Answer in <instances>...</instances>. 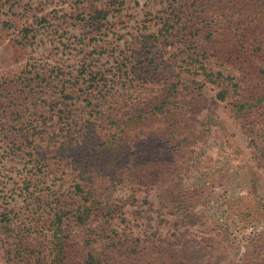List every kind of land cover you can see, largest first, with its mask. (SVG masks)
Listing matches in <instances>:
<instances>
[{
    "label": "rangeland",
    "instance_id": "obj_1",
    "mask_svg": "<svg viewBox=\"0 0 264 264\" xmlns=\"http://www.w3.org/2000/svg\"><path fill=\"white\" fill-rule=\"evenodd\" d=\"M204 1L214 5L215 13L207 15L212 36L226 48L242 43L247 48L253 37H259L252 82H246L240 58L229 62L211 55L204 61L206 69L220 71L225 78L221 85L202 83L201 74H194L193 66L185 62L188 48L177 36L165 40L160 34L171 0H0V214L9 212L13 234L25 239L18 251L22 256L13 248L9 253V233L0 224V264H44L37 259L47 253L45 234L52 213L61 206L70 217L82 204L83 193L76 184L95 158L108 118L128 117L138 105L165 95L171 84L178 85L181 97L187 91L184 84L191 89L186 99L193 97L194 116L206 129L207 139L188 149L191 167L185 186L193 193L192 207L179 212L163 206L159 187L143 185L136 201L111 214L110 226L104 224L110 233L104 235L193 239L211 235L214 241L228 239L239 246L227 255L235 263L252 249L250 240L264 235V151L260 150L264 114L253 119L251 134L228 108L231 101L264 92V0ZM96 10L106 11L107 17L94 20ZM152 34L160 44L154 54L160 63L156 68L145 65L151 50L156 51L148 38ZM83 68L95 80L87 74L79 79L81 87L91 83L98 87L92 97L82 96L69 106L70 117L82 118L83 137L76 150L60 149L56 154L53 149L63 140L62 132L58 128L50 132L51 121L40 123L38 103L48 88L38 99V85L44 81L18 78L48 73L53 88L61 85L58 80L74 79ZM193 81L202 83L200 89ZM223 88L227 96L220 100L217 93ZM32 133L51 138L30 141ZM74 244L71 254L77 262L85 251Z\"/></svg>",
    "mask_w": 264,
    "mask_h": 264
},
{
    "label": "trees",
    "instance_id": "obj_2",
    "mask_svg": "<svg viewBox=\"0 0 264 264\" xmlns=\"http://www.w3.org/2000/svg\"><path fill=\"white\" fill-rule=\"evenodd\" d=\"M238 1L245 0L225 2ZM169 6L171 11L163 19L160 34L165 40L168 39V35L177 36L181 46L188 48L185 62L193 66L194 74H201L202 83L221 85V81L225 78L220 71L214 73L206 69L204 61L211 55H220L229 62L240 58L245 66L246 82H252L257 67L255 58L259 57L260 50L259 46L255 47L258 36L249 41L250 46L247 48L242 43L239 46L232 44L228 49L219 41L218 36H212L207 23V15L215 13V10H212L214 5H207L204 0H171ZM95 13L94 20L99 21L107 17V12L104 10H96ZM148 38L154 42L152 45L155 46L156 51L151 50L149 53L151 57L146 60L145 65L156 68L160 63H157L154 54L157 53L160 44L157 35L152 34ZM144 42L149 45L150 41ZM79 72L80 74L74 79L65 77L58 80L57 83L61 85L53 88L48 81V77L51 78L48 73L47 75L34 73L31 77L24 74L27 76L18 78L20 80L25 78L28 82L36 78L39 80H36L38 83L44 81V85H38V99L48 88L47 96L38 103L42 113L40 123L46 124L47 120L51 121L50 132L56 128L62 132L63 140L58 139L62 141L53 149L56 154L61 153L60 149L76 150L78 139L83 137L79 124L82 118L77 117L79 119L76 120L75 117H70L69 106L73 100H79L82 96L87 100V97H92L98 89L97 85L92 83L86 88L81 87L79 79H83L85 75L90 74L91 81L95 79L91 71L87 72L83 68ZM226 79L231 81V77ZM28 82L24 81L25 85H28ZM193 83L200 89L202 83L197 81ZM177 87V84H171L165 95L138 105L126 118L112 115L108 120L106 119L108 127L105 128L95 148V158L83 169L80 183L76 184V189L83 193L81 197L83 202L76 206L70 217L67 216L64 207H56L46 227L47 253L42 258H38L37 262L44 261V264H264V235L250 240L249 245L252 249L238 263L227 260V255L237 252L239 246L229 242L228 239H225V243L223 240L214 241L215 237L211 235L201 236L198 239L184 236L141 238L125 233L104 235L105 231L109 232L104 224L110 226L107 221L113 217L111 214L119 206L136 201L135 194L143 185L156 184L159 187L163 206H171L179 212L192 207L193 193L185 186L187 172L191 167L188 149L207 137H205L206 129H202L194 116L193 97L186 99L191 89L184 84L183 87L187 91L181 97ZM226 96L225 88L217 93L220 100H224ZM26 99L31 100L27 96ZM228 108L252 134L253 119L257 115L264 114V92L254 93L244 101H231L228 103ZM53 137L56 138L57 135ZM49 138H51L49 134L44 137L34 133L28 137L30 141H48ZM260 150L264 151V146ZM0 224L3 231L9 233L7 251L10 253L11 248L20 251L25 239L23 235L13 234L9 212L0 214ZM74 243L83 247L85 251L78 256L77 262H75L76 257L73 258L71 254ZM92 243L99 245L92 246ZM20 256L22 254L18 252V257Z\"/></svg>",
    "mask_w": 264,
    "mask_h": 264
}]
</instances>
